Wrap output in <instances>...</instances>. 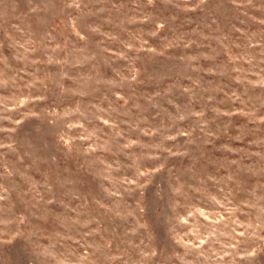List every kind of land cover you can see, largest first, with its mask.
Instances as JSON below:
<instances>
[{
    "label": "rangeland",
    "instance_id": "374dc122",
    "mask_svg": "<svg viewBox=\"0 0 264 264\" xmlns=\"http://www.w3.org/2000/svg\"><path fill=\"white\" fill-rule=\"evenodd\" d=\"M0 264H264V0H0Z\"/></svg>",
    "mask_w": 264,
    "mask_h": 264
}]
</instances>
